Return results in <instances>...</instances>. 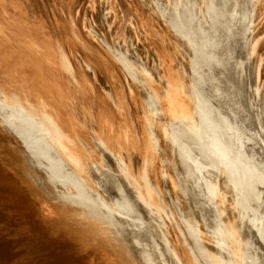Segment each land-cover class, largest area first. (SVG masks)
<instances>
[{
	"label": "bare ground",
	"instance_id": "bare-ground-1",
	"mask_svg": "<svg viewBox=\"0 0 264 264\" xmlns=\"http://www.w3.org/2000/svg\"><path fill=\"white\" fill-rule=\"evenodd\" d=\"M109 5V2L105 6L98 5L96 23L104 24ZM173 10L175 18L171 21L175 26L171 24L176 27L175 34L172 33L176 47L173 52L177 50L178 61L182 56H192V59L185 57L189 60L186 71L193 76L188 73L187 77L188 80L196 79L201 90L202 79L193 74V70L202 54L205 58L206 103L192 93L195 89L184 85V81L183 86L172 93L159 66L154 65L161 88L157 93L161 96L159 103L163 101L171 115L176 111L189 122V132L194 134L192 138L197 143L194 153L192 146L181 147L184 159L179 158L180 173L171 169L161 171L160 198L167 204L163 205L155 194L146 199L142 197L131 174L115 160L99 134L90 133L95 144L93 150L76 131L72 136L65 130L60 111L46 98L37 96L31 100L21 90L28 104L17 107L0 103V130L5 121L12 132L27 131L33 137L29 146L40 151V157L50 167L48 173L66 179L75 190L83 192L81 198L88 202L91 212L85 210L84 204H80L76 212L56 211L52 206L35 202L5 176L3 179L1 160L0 205H9L19 213L26 212V217L38 223L42 236L49 240L61 238V242L69 243L73 253L86 256L87 264H264V92L257 74L258 57L264 53V0H174ZM91 28L99 39L109 43V47L115 45L103 39L94 22ZM138 42L134 32L129 36L128 46L124 41L118 42L121 51L132 56L127 65L131 66L133 59V63L142 62L136 55L137 50L140 51ZM187 60L184 59V66ZM148 74L151 73L148 71ZM10 95L24 102L18 95ZM47 108L54 113L47 112ZM225 108L238 114L239 150L214 126ZM72 126L75 129L73 122ZM128 128L135 140L136 135ZM203 137L208 140L209 147L208 179L205 192L196 194L190 181L195 182L197 178L194 167L198 169L202 165L199 154L202 145L198 138ZM77 142L80 149L75 147ZM178 142V138H174L171 146L175 150L186 143L183 141L179 145ZM138 150L143 151L141 146ZM94 151L98 152L97 157ZM7 183L11 191L6 200L1 192L5 191ZM196 197L207 199L208 212L201 211L200 220L189 202ZM72 198L78 197L72 195ZM165 207L171 210L166 211ZM166 214L176 215L178 226L169 227L170 222L164 218ZM26 221L28 223L27 218ZM216 243L222 252L214 248ZM190 248L198 255L195 262Z\"/></svg>",
	"mask_w": 264,
	"mask_h": 264
},
{
	"label": "rangeland",
	"instance_id": "rangeland-1",
	"mask_svg": "<svg viewBox=\"0 0 264 264\" xmlns=\"http://www.w3.org/2000/svg\"><path fill=\"white\" fill-rule=\"evenodd\" d=\"M107 2L110 5L104 24L96 23L98 5L105 6ZM173 8L174 0H0V103L25 106L28 103L21 90L31 100L37 96L46 98L60 111L64 128L70 135L73 136L76 131L95 150L90 133L99 134L103 145L131 174L142 197L146 199L155 194L166 205V201L160 198L161 171L171 169L180 173L179 158L184 159L180 154L181 147L192 146L194 153L197 143L192 138L194 134L189 132V122L179 117L176 111L171 115L163 101L159 103L161 96L157 93L161 88L154 65L159 66L163 80L172 93L177 92L178 86H183L185 82L184 85L188 84L190 89L193 87L195 90L192 89V93H196L200 99L202 97L206 103L203 54L196 60L193 70V74L202 79L201 90L197 87L196 79L188 80L187 77L190 72L186 71L189 69L187 58L192 59V56H182L180 64L177 50L173 52L176 49L173 43L176 27L171 21L175 18ZM93 22L103 39L111 40L115 45L110 44L112 47H109V43L105 44L98 38L91 28ZM133 32L140 41L137 44L140 51L137 50L136 55L140 56L142 62L136 64L133 59L130 66L126 62H130L132 56L123 53L118 42L124 41L128 46L129 36ZM184 59L187 60V68L183 65ZM257 70L264 92V53L258 57ZM176 74L179 75L178 79ZM189 75L192 76V73ZM10 94L18 95L24 102ZM47 112L54 113L49 108ZM2 124L0 160L4 167V180L6 177L35 202L45 203L56 211L68 209L77 212L80 204H84L85 210L91 212L88 202L81 198L83 192L75 190L76 187L66 179L48 173L50 167L40 157V151L29 146L33 137L27 131L20 129L12 132L6 127L8 122ZM128 126L136 135L135 140L130 136ZM214 126L239 150L238 114L225 108ZM231 127L235 129L232 131ZM174 138H178L179 145L183 141L186 143L175 150L171 146ZM198 139L202 145L199 153L202 165L198 169L194 167L197 178L195 182L190 181V186L194 193L203 194L208 179L206 164L209 147L205 137ZM138 146L142 147V152ZM75 147L80 149V143L77 142ZM94 152L97 157L98 152ZM10 191L7 183L5 191L1 192L6 200ZM72 195L78 198L74 199ZM189 202L199 220L201 211L208 212L206 198H190ZM0 207L3 209H0V264H87L86 256L73 253L69 243L61 242V238L49 240L42 236L38 223L26 217V212L19 213L9 205ZM165 209L171 210L170 207ZM29 211L33 215L31 208ZM6 216L14 219L9 220ZM164 218L170 222L169 227L178 226L176 215L166 214ZM14 229L18 230L15 232ZM35 237H39V240ZM182 238L189 242L187 237L182 235ZM10 248L16 251L11 252ZM214 248L222 252L218 243ZM192 257L195 262L198 255L194 252ZM76 260L78 262H73Z\"/></svg>",
	"mask_w": 264,
	"mask_h": 264
}]
</instances>
